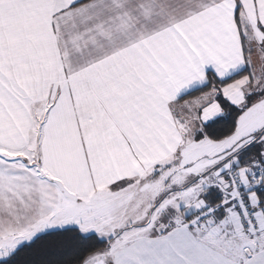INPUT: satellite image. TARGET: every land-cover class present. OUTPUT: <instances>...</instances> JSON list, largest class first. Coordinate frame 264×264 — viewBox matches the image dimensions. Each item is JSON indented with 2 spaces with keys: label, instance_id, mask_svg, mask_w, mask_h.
Wrapping results in <instances>:
<instances>
[{
  "label": "snow or ice",
  "instance_id": "6c2138e0",
  "mask_svg": "<svg viewBox=\"0 0 264 264\" xmlns=\"http://www.w3.org/2000/svg\"><path fill=\"white\" fill-rule=\"evenodd\" d=\"M0 264H264V0H0Z\"/></svg>",
  "mask_w": 264,
  "mask_h": 264
}]
</instances>
